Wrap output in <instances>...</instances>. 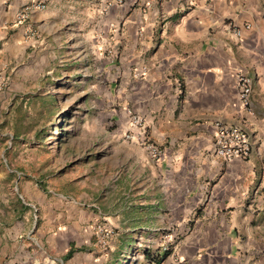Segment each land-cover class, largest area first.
<instances>
[{"label": "crops", "instance_id": "0c3cea01", "mask_svg": "<svg viewBox=\"0 0 264 264\" xmlns=\"http://www.w3.org/2000/svg\"><path fill=\"white\" fill-rule=\"evenodd\" d=\"M120 1L0 0V24L45 5L4 31L5 61L39 57L44 46L52 59L61 48L88 56L104 34L114 57L102 64L101 88L115 108L112 167H119L108 186L111 209L97 182L80 197L93 208L21 184L12 207L0 208V264H264V0ZM241 73L252 80L250 112L238 99ZM133 116L162 150L159 159L123 138ZM216 120L247 127L246 158L215 154ZM100 220L116 235L98 251L89 225ZM166 228L175 240L161 254Z\"/></svg>", "mask_w": 264, "mask_h": 264}, {"label": "rangeland", "instance_id": "374dc122", "mask_svg": "<svg viewBox=\"0 0 264 264\" xmlns=\"http://www.w3.org/2000/svg\"><path fill=\"white\" fill-rule=\"evenodd\" d=\"M17 18L0 24V47L5 41L2 34L18 25ZM103 35L100 31V51L88 56L81 49L71 53L61 48L52 59L54 50L44 46L39 52L47 55L5 61L0 52V208L12 207L9 198L22 194L21 184L28 181L63 203L92 208L97 207L95 202L84 203L80 197L97 182L100 191L104 189L100 195L107 200L102 201L104 207L114 208L108 186L119 170L112 167L115 124L109 115L115 108L107 105L101 88L107 79L102 64L114 57V50ZM29 36L37 40L38 32L32 28ZM95 222L89 231L100 251V233L92 229Z\"/></svg>", "mask_w": 264, "mask_h": 264}, {"label": "built area", "instance_id": "2783aa9c", "mask_svg": "<svg viewBox=\"0 0 264 264\" xmlns=\"http://www.w3.org/2000/svg\"><path fill=\"white\" fill-rule=\"evenodd\" d=\"M121 3L120 0H118ZM45 8L44 4L41 3H32L22 10V13L17 18V23H23L28 21L30 14L34 10H42ZM246 29H249L250 26H246ZM234 36L239 38L241 36L240 31H234ZM236 87L238 91V99L241 106L248 112L252 109V80L245 74L236 75ZM216 128L215 136V154L225 160L230 161L235 158L244 159L248 156L250 151V142H249V131L247 127L242 124H230L225 123L220 120L214 122ZM133 129L140 130L141 134L134 135ZM124 139L132 141L136 139L138 143L144 144L147 147V150L150 156L153 159H159L162 156V150L154 144L146 135L143 122L139 117H132L129 123V129L124 135ZM93 230H96L100 233V247L106 249L109 245L111 239L114 238V231L108 227L104 222L96 221L92 227ZM162 233L160 238L159 252L161 254L169 253L174 244L175 236L174 233L169 229H161Z\"/></svg>", "mask_w": 264, "mask_h": 264}, {"label": "trees", "instance_id": "16d2710c", "mask_svg": "<svg viewBox=\"0 0 264 264\" xmlns=\"http://www.w3.org/2000/svg\"><path fill=\"white\" fill-rule=\"evenodd\" d=\"M168 254V253H167Z\"/></svg>", "mask_w": 264, "mask_h": 264}]
</instances>
